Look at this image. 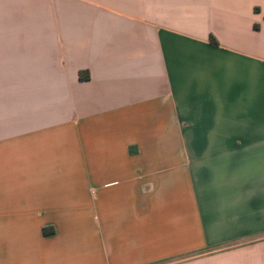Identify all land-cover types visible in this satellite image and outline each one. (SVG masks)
Listing matches in <instances>:
<instances>
[{"label":"crops","instance_id":"crops-1","mask_svg":"<svg viewBox=\"0 0 264 264\" xmlns=\"http://www.w3.org/2000/svg\"><path fill=\"white\" fill-rule=\"evenodd\" d=\"M0 264H264V0H0Z\"/></svg>","mask_w":264,"mask_h":264},{"label":"trees","instance_id":"trees-1","mask_svg":"<svg viewBox=\"0 0 264 264\" xmlns=\"http://www.w3.org/2000/svg\"><path fill=\"white\" fill-rule=\"evenodd\" d=\"M83 73H87V71H83Z\"/></svg>","mask_w":264,"mask_h":264}]
</instances>
